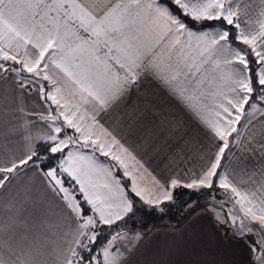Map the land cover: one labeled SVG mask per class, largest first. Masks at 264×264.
<instances>
[{
    "label": "snow or ice",
    "instance_id": "snow-or-ice-1",
    "mask_svg": "<svg viewBox=\"0 0 264 264\" xmlns=\"http://www.w3.org/2000/svg\"><path fill=\"white\" fill-rule=\"evenodd\" d=\"M252 4L0 0V81L46 103L27 112L0 91V264H130L148 236L122 227L140 205L165 214L178 189L198 194L191 212L213 190L201 214L245 246L246 264H264V172L241 190L225 157L230 137L264 150V0L256 19ZM182 113L218 141L213 153ZM31 116L49 130L34 135ZM146 158L175 170L159 179Z\"/></svg>",
    "mask_w": 264,
    "mask_h": 264
},
{
    "label": "crops",
    "instance_id": "crops-1",
    "mask_svg": "<svg viewBox=\"0 0 264 264\" xmlns=\"http://www.w3.org/2000/svg\"><path fill=\"white\" fill-rule=\"evenodd\" d=\"M245 2L246 0H238L241 6ZM257 4L258 0H253L252 10L249 12L252 19H256ZM31 87L32 91L29 92L18 88L15 84L0 81V91L7 88L6 94L13 98V106L19 103L27 112L46 113L45 101L40 98L36 87ZM17 97L19 100L16 99ZM51 107L54 109L55 105ZM182 115L191 136L198 143L201 151L209 155L213 153L218 141L213 140L194 118L187 114L182 113ZM28 119L33 121L30 128L34 135L49 130L42 127L44 122L39 121L37 116H31ZM128 143L130 147L135 148L133 141L129 140ZM12 147L18 146L13 145ZM227 161L231 162L228 166L232 179L241 187V190H250L255 187L251 182H242L247 180L249 173L264 172V150L261 149L260 143H245L243 147L237 145ZM144 163L152 175L159 179H166L175 170L163 167L155 158H146ZM192 163L195 164L196 161ZM141 171L143 174V170ZM152 175L147 173L142 175L150 185ZM204 209L197 210L178 228L158 227L144 234L148 236V239L142 242L139 250L131 257L130 264H151L153 261L156 264H246L245 246L232 242L225 243L221 239V230L216 226L212 216L206 213L201 214L204 213Z\"/></svg>",
    "mask_w": 264,
    "mask_h": 264
},
{
    "label": "trees",
    "instance_id": "trees-1",
    "mask_svg": "<svg viewBox=\"0 0 264 264\" xmlns=\"http://www.w3.org/2000/svg\"><path fill=\"white\" fill-rule=\"evenodd\" d=\"M242 120L244 121L243 118ZM40 150L44 151L43 148H41ZM231 150H233V147L229 145V149L225 152L226 160L228 159ZM116 175L120 176L121 173L117 171ZM124 180L126 181V183ZM123 183L127 185V178L123 177ZM177 192L179 193V195L176 196L177 203L174 205H166L168 211L165 214L162 215L161 213L156 211H145L144 206L140 205L139 211L136 213V216L133 219H128L127 225L123 226L121 230L129 232L130 234L132 232H142L143 234H146L158 227L178 228L182 224H184L197 210L209 206L208 203H205L208 199V195L203 192L202 194H199V199L197 200L199 207L196 209L195 212H191L190 209L185 208V202L198 194L191 193L189 190L186 189H178ZM77 199H80L79 195H77ZM120 223L121 225L124 224V222ZM105 228H107V226H105ZM113 228H115V226H113ZM108 235L109 231L106 230L104 236L100 239L104 240L106 237H108Z\"/></svg>",
    "mask_w": 264,
    "mask_h": 264
},
{
    "label": "rangeland",
    "instance_id": "rangeland-1",
    "mask_svg": "<svg viewBox=\"0 0 264 264\" xmlns=\"http://www.w3.org/2000/svg\"><path fill=\"white\" fill-rule=\"evenodd\" d=\"M29 75H30V74H29ZM44 83H45V85H47V82H44ZM55 107H56V106H55ZM55 107H54V109H55ZM240 123L243 124L244 121L241 119ZM239 127H240V125H237V128H238V129H239ZM235 135H236V134L233 133V136H235ZM232 144H233V146H232ZM229 145H230L231 147H233V150H231V152H230V154H229V156H230V155L232 154V152L235 150L236 146H237V145H234V143H233L231 137L229 138ZM229 156H228V158H229ZM100 159H101L102 161H104L105 163H109V164L114 163V164H115V162H114V161H110L108 157H100ZM227 160H228V159H227ZM142 175L144 176V173L142 174V171H141V178H140V184H141V186H144V187H148L147 185L151 186V185L145 180V178H143ZM124 178H127V177H124ZM124 181H125V180H124ZM127 181H128V178H127ZM125 183H126V181H125ZM211 191H213V190H207V189H206V190H203V192H205L207 195H208V193L211 192ZM215 191L217 192L218 198H219V199H223V197L219 195V193H220L222 190L216 189ZM205 203H208V204H209V196H208V199H207V201H206Z\"/></svg>",
    "mask_w": 264,
    "mask_h": 264
},
{
    "label": "water",
    "instance_id": "water-1",
    "mask_svg": "<svg viewBox=\"0 0 264 264\" xmlns=\"http://www.w3.org/2000/svg\"><path fill=\"white\" fill-rule=\"evenodd\" d=\"M253 227L255 228V227H256V225H255V224H253Z\"/></svg>",
    "mask_w": 264,
    "mask_h": 264
}]
</instances>
